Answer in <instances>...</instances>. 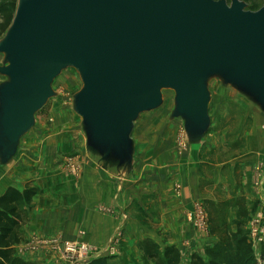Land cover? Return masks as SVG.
Returning <instances> with one entry per match:
<instances>
[{
  "label": "water",
  "instance_id": "obj_1",
  "mask_svg": "<svg viewBox=\"0 0 264 264\" xmlns=\"http://www.w3.org/2000/svg\"><path fill=\"white\" fill-rule=\"evenodd\" d=\"M0 41V167L53 94L65 67L81 72L76 95L99 168L132 172L136 119L176 91L174 115L199 145L212 120L208 79L226 74L264 111V5L243 0H18ZM245 96V95H244ZM246 96V97H247ZM247 97V98H248Z\"/></svg>",
  "mask_w": 264,
  "mask_h": 264
},
{
  "label": "rangeland",
  "instance_id": "obj_2",
  "mask_svg": "<svg viewBox=\"0 0 264 264\" xmlns=\"http://www.w3.org/2000/svg\"><path fill=\"white\" fill-rule=\"evenodd\" d=\"M260 4L262 7L264 1ZM249 6L247 2L246 9H251ZM8 28L1 34L0 41L6 36ZM0 57V66H2L6 63L5 54L0 53ZM226 77V74L221 72L208 79L207 84L211 92L209 116L212 122L200 141L198 158L195 156L190 159L186 154L193 143L189 140L183 118L174 115L176 97L174 89H162L163 103L157 109L144 111L139 115L130 137L133 152L131 161L133 169L130 176L132 175L134 180L137 178L142 182L156 183L160 175L157 168L161 162H168L166 168L171 169V164L187 167L188 164L189 166L192 164V161L198 160L202 171L200 175L201 192L204 195L213 193L212 195L216 197V199H204L207 210H211L215 218L228 212L231 207L229 205L239 206V209L246 206L245 199L239 194L234 195L237 197H232L230 200H225L224 195H221L224 184H226L221 179L229 178L231 189L238 188L240 185L236 181L240 176L239 166L233 163L234 159L248 152L258 153L264 158V111L241 89L226 82ZM7 79L6 74L0 73V86L8 81ZM83 86L84 79L81 72L72 66L65 67L55 77L52 83L53 95L36 113L34 126L20 138L21 149L16 161L2 170V172L9 170L10 173L17 174L19 180L17 183L23 186L26 183L24 181L28 180L29 183L26 184L38 187L39 201L37 202L35 198V204L47 202L59 204L58 199L69 203L77 202L72 199L76 200L78 196L80 186L78 175L81 173L79 168L82 162L91 159L97 166L100 155L97 158L90 156H92L91 153H100L90 148L91 139L83 124V117L75 108L76 95ZM226 162L229 164L220 166ZM221 167L222 169L217 171ZM72 172H78V174ZM170 174L171 182H173L176 172ZM176 187L178 191L181 190L179 183ZM154 195H156L155 192L150 194V196ZM261 206H264V203L256 209ZM202 207L205 211L203 204ZM117 208L118 206L106 202L98 206L104 221L107 217L116 215L120 211V209L117 211ZM143 209L139 199L135 198L120 212L133 211V214L142 219L146 217ZM256 209L254 208L250 217L247 215L243 227L248 222L245 228L248 242L251 244L250 252L256 258L255 264H264V241L261 243L250 238V224ZM188 220L193 224V216H190ZM115 225L113 229L119 228L121 231L116 234L114 229L113 234L107 240L99 244L85 241L93 245L95 252L90 259H84V261L78 256L72 257L71 254H67L68 247L65 246L68 241H84L67 238L65 233L53 236H47L48 233H37L26 239L25 243L16 249L21 257L41 264H86L100 256H106L110 264H144L143 252L138 241L132 244L134 250L128 255H123L122 252L125 249L121 229L123 222L116 227ZM84 232L80 231L81 234ZM182 259L185 264L186 260L184 257Z\"/></svg>",
  "mask_w": 264,
  "mask_h": 264
},
{
  "label": "crops",
  "instance_id": "obj_3",
  "mask_svg": "<svg viewBox=\"0 0 264 264\" xmlns=\"http://www.w3.org/2000/svg\"><path fill=\"white\" fill-rule=\"evenodd\" d=\"M21 143L20 139L17 154L20 152ZM200 146L201 144L193 145L186 151L190 159L195 158V156L199 157ZM17 154L10 164L0 167V196L8 186L17 187L20 190L25 188L23 184L17 183L19 182L17 174L10 173L9 170L2 172L14 164L18 157ZM250 154L248 152L240 155L233 161L239 166L240 176L236 180L240 184L238 188H230L229 178L221 179V181L226 182L221 195H224L225 200L237 197L234 196L237 194L242 196L245 199V208L249 217L254 208L256 209L264 203V158L258 153ZM191 163L189 166L187 162V167L186 165L171 164V169H169L166 168L168 162H161L157 168L158 173H160L159 181L148 183L137 178L134 180L130 174L119 180L118 170L108 171L99 168L98 163L96 166L91 159L85 160L79 168L81 173L78 175L80 185L77 192L78 196L76 200L72 199V201L77 202L69 203L58 199L62 203L61 205L60 203L51 204L48 202L45 204L34 203V207L30 211V220L22 228L24 240L16 248L22 246L26 239L37 233H48L47 236L65 233L67 238L99 244L111 237L115 229H113L114 224L116 227L123 222L121 228L125 246L123 255H128L130 251L134 250L132 245L134 242H140L145 238L153 240L160 246L177 245L186 262L190 260L194 252L204 255L207 246L214 244L218 240V236L209 233V230L204 231L195 227L188 218L199 205L203 204L207 210L204 199H216V197L212 195L213 193L204 195L201 192L200 175L202 171L199 161L196 160ZM226 164L229 163L226 162L220 166ZM222 167L217 171H220ZM174 171L176 177L171 182L170 173H174ZM72 173L78 174V172ZM24 182L27 183L28 180ZM178 183L181 185L180 191L177 187L175 188ZM38 192L33 202L37 196L39 197L40 193ZM153 192L156 195L150 196ZM135 198L139 199L143 210L146 212V217H142V219L133 214V211L129 213L120 212L124 206H129ZM36 201L38 202L39 198ZM102 202L116 205L118 206L117 211L119 209L120 211L114 216L107 217L104 221L102 213L98 210V206ZM229 206L231 207L228 210V221L231 223L232 230L236 232L238 227L234 222L240 216L239 206ZM247 223L245 224L246 228ZM80 231L85 232L81 234Z\"/></svg>",
  "mask_w": 264,
  "mask_h": 264
},
{
  "label": "trees",
  "instance_id": "obj_4",
  "mask_svg": "<svg viewBox=\"0 0 264 264\" xmlns=\"http://www.w3.org/2000/svg\"><path fill=\"white\" fill-rule=\"evenodd\" d=\"M244 1L249 3V8L257 10L264 0ZM17 5V0H0V36L11 25ZM37 192L38 187L26 184L21 190L8 186L0 196V264H41L21 257L16 249L24 240L22 228L30 220V211L34 207L33 199ZM206 212L209 233L218 236V240L207 246L204 255L192 253L185 264H255L256 258L250 252L247 229L243 227L247 218L246 208L239 209L236 232L230 227L228 212L222 213L218 218L213 216L211 210ZM138 245L143 252L144 264H184L177 245L160 246L149 238L140 241ZM108 261L106 256H100L86 264H110Z\"/></svg>",
  "mask_w": 264,
  "mask_h": 264
},
{
  "label": "built area",
  "instance_id": "obj_5",
  "mask_svg": "<svg viewBox=\"0 0 264 264\" xmlns=\"http://www.w3.org/2000/svg\"><path fill=\"white\" fill-rule=\"evenodd\" d=\"M202 205H199L192 213L193 224L195 227L203 229L204 231L209 230L208 228V213L203 211ZM251 231L250 238L254 241H264V206L257 208L253 214L251 220ZM119 228L115 229V233H119ZM65 246L68 247L67 254H71L72 257L78 256L81 260L90 259L91 255L95 252V248L88 242H73L68 241Z\"/></svg>",
  "mask_w": 264,
  "mask_h": 264
}]
</instances>
